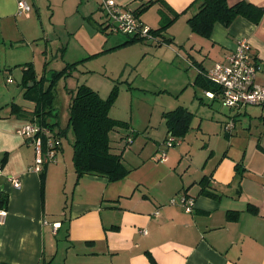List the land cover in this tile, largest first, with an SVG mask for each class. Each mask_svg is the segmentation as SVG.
<instances>
[{
    "label": "crops",
    "instance_id": "0c3cea01",
    "mask_svg": "<svg viewBox=\"0 0 264 264\" xmlns=\"http://www.w3.org/2000/svg\"><path fill=\"white\" fill-rule=\"evenodd\" d=\"M18 1L0 0V197L7 199L2 207L6 217L0 223V264H264V104L203 114L202 104L206 102L211 109L220 97L195 84L200 70L223 62L236 41L246 38L259 64L255 82L264 85V0H244L263 8L258 24L243 17L228 27L215 23L209 38L192 33L187 24L195 12L189 8L193 0H115L132 10L152 1L138 15L152 29L160 26L161 10L169 17L180 13L157 41L125 43L130 39L126 35L112 40L108 35L67 28L70 40L77 38L72 42L80 47L69 53L68 40L59 47L60 57L66 64L82 61L73 69L80 73L90 71L79 68L87 59L117 47V51L123 50L124 68H132L125 78L131 85L138 74L163 63L175 64L178 71L184 67L192 70L181 87L192 89L193 94L187 104H177L192 113L190 129L184 137L175 138L179 146L167 152L165 161L156 160L155 155L168 134L162 114L169 110L161 111L162 123L145 139L136 137L129 121L109 113L128 124L114 130L120 140L125 139L122 148L110 133L113 151L121 153L129 169L117 181L93 174L77 177L73 151L67 152L62 145L55 163H46L39 173L31 169L34 146L17 133L25 123L35 120L31 114L34 103L23 97L21 65L31 63L37 77L41 75L36 69L40 61L42 71L48 70V45L43 41L48 42L52 34L49 26L54 30L57 25L50 20L44 27L41 20H35V31L29 35L22 22L32 16L36 6L32 2L28 11L18 12ZM97 2L101 8L102 0ZM79 84L99 93L87 82L76 86ZM76 86L69 89L68 105ZM206 91L214 97L206 96ZM12 103L22 110L12 112ZM58 104L56 97L59 120ZM200 110L203 113L196 123ZM229 119L234 123L231 131L224 128ZM60 128V124L52 128L58 137ZM191 134H199L195 137L202 141L194 152L186 142ZM129 135L132 139L127 145ZM236 163L241 164V175L236 174ZM9 176L18 177L20 185L14 187ZM180 195L194 199L191 212H185L178 202L170 203Z\"/></svg>",
    "mask_w": 264,
    "mask_h": 264
},
{
    "label": "rangeland",
    "instance_id": "374dc122",
    "mask_svg": "<svg viewBox=\"0 0 264 264\" xmlns=\"http://www.w3.org/2000/svg\"><path fill=\"white\" fill-rule=\"evenodd\" d=\"M26 1L30 7H32V2H34L36 6V8H33L32 12H30V15L32 16L27 21L22 22L25 30L28 28L27 31L29 35L32 34L31 31H35V20L38 23L41 20L44 27L50 25V20L57 25L54 30L52 26H49V31L52 34L48 35V42L43 41L44 44L46 43L48 45L47 56L49 63L46 65L48 69L47 71H42V65L40 64L43 63H41V61L40 63H37L36 69L38 74L41 73L40 76L46 74V77H50L53 71H58L65 66L66 62L60 57L61 49H59V47L65 46L66 42L70 40L71 35L68 34L67 31V28L69 27L74 30L85 31V33L88 34H93L95 32L102 34L103 36L108 35L109 39L112 40L116 38H125L124 35L111 32L109 28H102V24L100 23H103L106 17L102 9L100 7V9L98 8L97 0ZM52 12H54L53 17ZM74 40L77 41V38L73 37L70 40L71 45L69 53L72 54H74L75 47L77 48V46H79L72 42ZM23 43L25 44L26 42ZM117 48L106 49L101 53L90 57L87 59L88 63L84 65L81 64L79 67L82 70H85L87 67L90 71L80 73L79 70H73V76L62 77L57 81L55 85V93L59 100V124L62 129H65L68 119V102L70 99L68 92L69 89L74 88L77 83L87 82L91 84L93 88H96L99 91L103 98H107L112 90H116V94L109 109L110 115L112 117L129 121L132 128L137 133L136 137L139 136L143 139H145L147 134L151 135L158 130V124L162 123L160 117L162 110H170L181 102L188 103V100H190L193 94V90L188 88L185 91V89H182L181 87V82H184L187 75L191 73L192 70L188 72L190 67H184V69L178 71L179 69L174 68L175 64H173L172 67L169 66V64L163 63L155 66L152 70L150 69L149 72L144 71L143 73L138 74L137 79L131 85V83H128L125 78L129 76L132 68L130 66L124 68L125 66L121 59L123 50L119 52L117 51ZM79 54H81V52L79 53L78 51L77 55L79 56ZM83 56H85V53ZM41 60L43 62V58H41ZM83 74H85V76L80 77ZM30 83L32 82H29L28 84L30 85ZM195 90L197 91V94H200L199 89L195 88ZM202 107H204V113L203 110L199 111L195 118L196 123L198 117L201 116V111L203 114H205V111H211V113L212 111L219 112V110H222V112L230 111L229 108L222 107L220 101H214L211 109L206 102L202 104ZM54 120V118H51L50 121ZM120 133L123 134L125 131L120 129ZM195 135L199 136V134H191L186 140L188 146H192L193 152L198 148V145L202 144V141L195 137ZM59 138L64 149L67 152H70L72 150V135L70 131L67 130L65 134L61 135ZM111 138L116 140L115 143L118 147L122 148L124 146L125 139L120 140L121 138L118 132H111ZM165 141L166 140L163 139L160 142L161 148L155 156H158L160 150L166 146ZM204 141L208 142L207 139ZM127 145H130V143ZM178 146L179 140H177L172 146H168L166 152L169 153V151H172V149L175 147L177 148Z\"/></svg>",
    "mask_w": 264,
    "mask_h": 264
},
{
    "label": "trees",
    "instance_id": "16d2710c",
    "mask_svg": "<svg viewBox=\"0 0 264 264\" xmlns=\"http://www.w3.org/2000/svg\"><path fill=\"white\" fill-rule=\"evenodd\" d=\"M149 2L141 4L133 10L138 16L144 12ZM193 7L195 12L187 18V24L192 33L209 38L215 23H220L228 27L237 17H243L253 24H258L263 15V8L248 1H239L232 5L228 0H193L189 8ZM180 15L174 12L169 17L164 10H161L160 26L152 29L154 36H159L168 26ZM141 39L130 38L125 43L135 42ZM82 61L68 63L62 69L53 71L50 77L37 74L31 63H24L21 85L23 97L34 103L31 114L35 120L50 128L59 125L58 112L55 106L56 93L55 85L62 77H67L78 63ZM32 82V85L28 83ZM195 84L203 89L212 90L215 95H219V87L207 79L206 71L200 70L195 78ZM116 91V90H115ZM111 91L107 98H102L99 93L86 84H79L72 91L71 100L68 105V119L65 129L60 128L59 135L65 134L68 130L72 135V160L77 177L84 174H93L106 177L108 181H117L124 178L129 169L122 161L121 153L114 152L110 133L118 128H127L125 121L112 118L109 109L116 94ZM22 109L15 103L11 105L12 112ZM167 127V135L174 138L184 137L190 129L192 113L183 106H177L172 110L162 114ZM54 118V121H50ZM132 139V136L129 135ZM126 137V138H128ZM128 144L129 142L126 141ZM235 171L241 175L243 169L240 163H236ZM205 179L200 184L205 187ZM206 194H211L205 191ZM7 199L0 197V208L4 206Z\"/></svg>",
    "mask_w": 264,
    "mask_h": 264
},
{
    "label": "built area",
    "instance_id": "2783aa9c",
    "mask_svg": "<svg viewBox=\"0 0 264 264\" xmlns=\"http://www.w3.org/2000/svg\"><path fill=\"white\" fill-rule=\"evenodd\" d=\"M29 9L28 3L22 0L18 1V12ZM101 9L106 17L103 23L111 32L120 33L129 38L158 40V36L153 35L152 28L144 24L131 8L125 7L115 0H102ZM258 70L259 64L251 53L249 41L246 38H239L235 48L225 57V60L214 63L206 71V76L219 87L222 106L240 109L246 105L264 104V85L255 82ZM205 94L208 97H214V93L211 91H206ZM233 125V120L230 119L224 128L231 131ZM17 133L30 139L34 146L35 156L31 167L33 171L39 173L46 163L57 161V152L61 147V140L52 128L34 120L17 129ZM165 140L166 146L155 157L158 161L167 159L166 148L177 141L171 135H167ZM130 141L131 138L128 137L127 142ZM1 174L0 168V176ZM8 180L14 187L20 185L18 177L9 176ZM176 202L183 207L185 212H191L195 205L194 199L186 195H180L178 199L172 198L170 200L172 204ZM5 217L6 211L0 208V223L5 220ZM140 231L146 233L144 229Z\"/></svg>",
    "mask_w": 264,
    "mask_h": 264
},
{
    "label": "water",
    "instance_id": "95a60500",
    "mask_svg": "<svg viewBox=\"0 0 264 264\" xmlns=\"http://www.w3.org/2000/svg\"><path fill=\"white\" fill-rule=\"evenodd\" d=\"M32 83H30V85H31Z\"/></svg>",
    "mask_w": 264,
    "mask_h": 264
}]
</instances>
